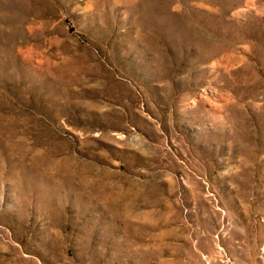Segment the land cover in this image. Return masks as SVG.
Wrapping results in <instances>:
<instances>
[{
    "label": "rangeland",
    "instance_id": "obj_1",
    "mask_svg": "<svg viewBox=\"0 0 264 264\" xmlns=\"http://www.w3.org/2000/svg\"><path fill=\"white\" fill-rule=\"evenodd\" d=\"M0 264H264V0H0Z\"/></svg>",
    "mask_w": 264,
    "mask_h": 264
}]
</instances>
